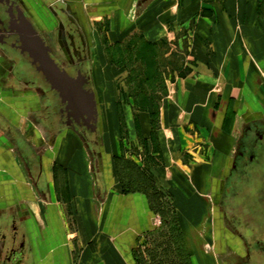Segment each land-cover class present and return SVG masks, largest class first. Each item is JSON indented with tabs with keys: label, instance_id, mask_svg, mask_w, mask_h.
<instances>
[{
	"label": "crops",
	"instance_id": "1",
	"mask_svg": "<svg viewBox=\"0 0 264 264\" xmlns=\"http://www.w3.org/2000/svg\"><path fill=\"white\" fill-rule=\"evenodd\" d=\"M172 1L169 21L184 26L167 28L168 39L163 34L147 45L184 51L185 67L165 81L155 131L158 153L147 172L154 177V190L166 189L177 208L187 209L177 218L191 264H216L200 243L214 238L207 210L241 150L243 131L264 116V6L262 0ZM162 56L166 60L171 55ZM149 112L137 110V125L144 131L150 130ZM9 130L21 131L0 118V224L17 208L29 215L25 244L31 246L30 264H145L137 259L139 245L155 234L161 221L144 193L117 188L119 142L110 144L109 152L108 144L99 148L94 171L95 178L102 174L104 185L94 186L85 173L86 157L74 151L76 140L60 135L54 139L57 150L66 136L68 167L79 173L71 183L69 179L67 185L55 187L44 161L47 186L40 193L26 174ZM108 135L103 130V143H108Z\"/></svg>",
	"mask_w": 264,
	"mask_h": 264
},
{
	"label": "rangeland",
	"instance_id": "2",
	"mask_svg": "<svg viewBox=\"0 0 264 264\" xmlns=\"http://www.w3.org/2000/svg\"><path fill=\"white\" fill-rule=\"evenodd\" d=\"M63 1L65 2L61 5H65L78 19L87 38L92 87L99 112V148L101 149L102 144L104 147L108 144L105 151L109 152L111 149L109 145L118 146L116 143L119 142L121 157L115 160L116 186L124 193L148 191L149 207L160 219V226L164 221L169 222L166 226L162 225L159 232L141 240L137 259L141 262L144 260L145 264H178L179 261L182 262L181 264H191L188 248L179 236L182 232L178 233L175 230L176 224L171 222L173 217L170 213V209H173L174 215L178 217L180 211L187 209L177 208L172 194L166 189L158 188L151 191L144 178L146 175L148 181H154V177L147 172V167L154 166V159L157 158L155 131L160 126L159 105L167 92L165 81L174 79V76L179 75L185 67L184 51L176 52L170 47L147 45L149 40L155 42L162 37L167 28L184 26V24L177 26L175 22L169 21L173 18L169 17L170 8L175 3L172 0ZM260 3L264 6V0ZM26 4L40 32L58 54L59 44L51 14L36 0H27ZM153 14L155 15L153 19H147ZM168 35L169 33L165 34L164 39H168ZM163 53H170L171 56L165 60ZM6 62L0 59V69H4ZM174 71H177V74ZM36 99L35 92L12 94L0 89V118L6 120L10 126L19 128L18 131H21L18 134L39 152L47 149L49 157L45 156L44 161L48 164L52 185L55 187L67 185V180L70 179L71 183L73 174L79 173L68 167L63 152V143L67 135L76 140L78 147L74 151L80 153L82 158L86 157L85 173L91 184L104 185L101 173L95 178L91 153L72 131L65 133L61 150H57L60 148L58 143L43 145L45 142L43 137L39 140L35 139L40 136L37 130L39 125L34 122L33 113L39 105ZM145 108H149L152 113L149 116L150 130L147 131L138 127L140 122L137 110ZM262 118L264 119V116ZM227 120L229 121V118ZM103 130L107 135L109 134L106 138L108 143H103ZM41 142L43 144H39ZM49 147H53L54 150ZM51 151L57 155L54 156ZM55 151L57 152L54 153ZM138 163H143L144 166L140 168ZM223 181L224 179L220 184L222 186H219L212 195L209 212L207 210L212 218H209V224L213 222L214 225V229L210 225L208 230L211 235L214 232V238L202 240L200 243L215 258L216 264H244L246 260L244 241L234 234L233 227L224 218L222 196L225 182ZM156 194H160V197L158 198ZM178 225L181 230L180 224ZM201 229L203 228L200 226Z\"/></svg>",
	"mask_w": 264,
	"mask_h": 264
},
{
	"label": "flooded vegetation",
	"instance_id": "3",
	"mask_svg": "<svg viewBox=\"0 0 264 264\" xmlns=\"http://www.w3.org/2000/svg\"><path fill=\"white\" fill-rule=\"evenodd\" d=\"M26 1L0 0V59L7 61L4 69H0V89L12 94L35 92L39 104L33 112L34 122L39 125L40 136L37 140L43 137L45 141L44 144H39L49 145L60 135L72 131L88 148L95 169L99 150L98 120L94 133L84 127L76 131L77 129L65 124V118L61 119L59 114L63 106L56 94L44 86L45 83L41 82L40 85L39 74L31 66L30 60L18 50V36L10 26L18 19V13L24 14L43 39L51 58L58 66L72 77L79 73L88 77L89 82L85 87L93 90L84 29L66 6L61 5L65 1L36 0L38 4L45 6L55 22L60 50L57 54L35 24ZM9 132L15 140L17 154L27 176L41 193L47 186L44 158L49 152L47 149L39 152L26 143L22 135L10 130ZM56 143L55 141L54 145ZM53 147L49 148L54 150ZM222 208L225 220L246 246L244 264H264V119L247 125L242 133L241 150L225 180ZM28 221L29 215L17 208L14 215L1 222L0 264L31 263V246L25 244L29 231Z\"/></svg>",
	"mask_w": 264,
	"mask_h": 264
},
{
	"label": "water",
	"instance_id": "4",
	"mask_svg": "<svg viewBox=\"0 0 264 264\" xmlns=\"http://www.w3.org/2000/svg\"><path fill=\"white\" fill-rule=\"evenodd\" d=\"M18 15L10 26L18 36V50L30 60L31 66L39 74L40 85L45 83L44 86L56 94L63 106L59 110L61 119L65 118V124L76 131L84 127L94 133L97 120L99 125V112L94 91L85 87L89 78L80 73L72 77L62 70L51 58L48 47L32 23L24 14Z\"/></svg>",
	"mask_w": 264,
	"mask_h": 264
},
{
	"label": "trees",
	"instance_id": "5",
	"mask_svg": "<svg viewBox=\"0 0 264 264\" xmlns=\"http://www.w3.org/2000/svg\"><path fill=\"white\" fill-rule=\"evenodd\" d=\"M151 115H152V113H151V111L149 112ZM138 169V168H137ZM145 179H146V181H147V183H148V187L150 188V190L152 191V190H154V188H153V181L152 180H150V181H148V179L146 178V175H145V177H144ZM142 193H144L147 197H148V191H146V190H142ZM157 195V194H156ZM160 195V194H159ZM159 195H157L158 196V198L160 197ZM170 213H171V215H172V217H173V219H172V223L173 224H176L175 225V230H177L178 231V233H181V230H180V228H179V223H178V219H177V216L176 215H174V210L173 209H170ZM165 223V224H164ZM164 223L162 224L163 226H166V225H168L169 224V222H165L164 221ZM172 224V225H173ZM161 225V227L159 228V229H157V230H155L156 232H154V233H157V232H159L160 230H161V228L163 227ZM174 226V225H173ZM174 228V227H173ZM179 236H180V238L181 239H183V236H182V233L181 234H179ZM179 258H181V256L179 255V257H178V259ZM152 259H154V257L152 256ZM180 260V259H179ZM182 262L181 261H179V263L178 264H181Z\"/></svg>",
	"mask_w": 264,
	"mask_h": 264
}]
</instances>
